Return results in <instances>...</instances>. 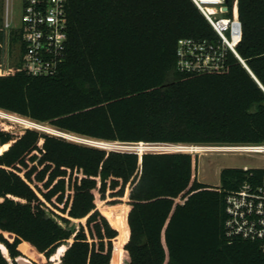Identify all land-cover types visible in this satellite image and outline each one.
Returning a JSON list of instances; mask_svg holds the SVG:
<instances>
[{
	"label": "trees",
	"instance_id": "1",
	"mask_svg": "<svg viewBox=\"0 0 264 264\" xmlns=\"http://www.w3.org/2000/svg\"><path fill=\"white\" fill-rule=\"evenodd\" d=\"M238 12V52L264 86V0H238ZM67 17L58 73L30 75L20 62L0 72V109L108 142H264V88L234 53L221 70H177L180 38L217 37L193 0H67ZM198 164L188 151L0 127V264H264V239L225 227L227 196L264 167H226L211 185Z\"/></svg>",
	"mask_w": 264,
	"mask_h": 264
},
{
	"label": "built area",
	"instance_id": "2",
	"mask_svg": "<svg viewBox=\"0 0 264 264\" xmlns=\"http://www.w3.org/2000/svg\"><path fill=\"white\" fill-rule=\"evenodd\" d=\"M193 1L210 22L217 37L216 39L180 38L176 50L177 70L181 72L221 70L226 67L231 52L245 63L237 49L242 39L238 0H233L232 4L230 1L226 3V0ZM12 4V0H0V17L3 18L4 30L3 51L8 43V54L10 53L12 35H18L20 63L26 73L34 76L58 73L65 59L69 39L67 0H21L20 24L16 27H12L10 23ZM79 139L84 143L106 148L110 146L118 147L120 150L135 148L140 153L149 148L145 142L138 144L108 142L81 138V136ZM155 145L157 144L151 145L153 146L151 148L154 149ZM163 145L190 151L197 147L196 145ZM226 147L264 157V142ZM244 168L249 167L244 166ZM227 212L225 227L229 237L264 239V174L259 179L254 177L252 181L244 182L237 191L227 196Z\"/></svg>",
	"mask_w": 264,
	"mask_h": 264
},
{
	"label": "rangeland",
	"instance_id": "3",
	"mask_svg": "<svg viewBox=\"0 0 264 264\" xmlns=\"http://www.w3.org/2000/svg\"><path fill=\"white\" fill-rule=\"evenodd\" d=\"M12 11H11V26L16 27L20 24V18H21V10H22V5H21V0H12ZM12 49H10V53L8 54V43H6V48L5 51H3V45H4V39H0V72H8L10 70L16 69V66L18 62H20L21 59V52H20V47L18 45V41L16 40L15 36H13L12 40ZM9 55V56H8ZM10 68V69H8ZM3 112L2 109H0ZM2 112H0V127L10 130V131H16L20 132L26 127H31V128H37V129H43L46 131H52L51 128L56 129L49 125L48 123H40L34 120H31L32 125H26V124H21L15 121H11L1 115ZM11 113V112H7ZM15 114V113H11ZM18 116V114H15ZM19 117H23L20 116ZM26 118V117H23ZM27 119V118H26ZM29 119V118H28ZM17 120V119H16ZM37 123V124H36ZM40 124V125H39ZM40 126V127H39ZM58 133V132H55ZM68 133V138L73 139L75 141L83 142L80 141L78 135L76 134H71ZM63 134V133H62ZM65 135V134H64ZM71 135V136H69ZM78 138H76V137ZM82 138V137H81ZM202 146V145H199ZM114 148V149H120L115 146H110L108 148ZM203 147H219V146H203ZM220 147H226V146H220ZM134 150H136L134 148ZM156 151H176L178 150L177 148L169 147L167 145L163 144H157L154 146V149ZM183 151H188L192 153H198L199 156V164H198V179L202 182L209 183L211 185H220L221 184V170L226 168V167H264V157L260 154L256 153H250L248 151H242V150H235L233 148H222V149H202L200 151H190L187 149H182ZM129 205L126 200L120 203L116 204H110L107 203L106 201H103L99 203V208L104 209L107 206L111 205H121L126 207ZM114 216V215H113ZM115 218V216H114ZM58 222L66 228H71L77 231L79 228V221L76 219L71 220L70 223H65L63 222L60 218H57ZM111 222V218H109ZM112 223V222H111ZM59 259L53 258L49 264H58Z\"/></svg>",
	"mask_w": 264,
	"mask_h": 264
},
{
	"label": "bare ground",
	"instance_id": "4",
	"mask_svg": "<svg viewBox=\"0 0 264 264\" xmlns=\"http://www.w3.org/2000/svg\"><path fill=\"white\" fill-rule=\"evenodd\" d=\"M0 112H2L1 113V115L3 116V117H7V118H9V119H13V120H15V121H18V122H20V123H22V124H26V125H29V124H31L32 125V123H34V122H32L30 119H26V118H23V117H19V115L17 116V115H15V114H11V113H7V112H3V111H1L0 110ZM17 119V120H16ZM37 124V123H36ZM40 125V124H39ZM40 127V126H39ZM52 129V131H55V132H58V133H63V134H65V135H68V133L66 132V131H62V130H59V129H53V128H51ZM197 147L195 148V149H193V150H195V151H200V150H202V149H222V148H231V147H203V146H199V145H196Z\"/></svg>",
	"mask_w": 264,
	"mask_h": 264
},
{
	"label": "water",
	"instance_id": "5",
	"mask_svg": "<svg viewBox=\"0 0 264 264\" xmlns=\"http://www.w3.org/2000/svg\"><path fill=\"white\" fill-rule=\"evenodd\" d=\"M229 1H230V0H226V3H228ZM244 65L247 67V69L250 71V73L253 75V77L259 82V84L263 87V85H262V83L260 82V80H259V79L257 78V76L252 72V70L248 67V65H247L246 63H244ZM41 130H43V129H41ZM44 131H46V130H44ZM47 132H50V133H53V134H55V135H59V136H63V137L68 138L67 135H64V134H62V133H55V132H51V131H47ZM145 143H146L147 147H149L148 150H152L151 147H153V146H151V145H153V144L148 143V142H145ZM104 148H106V147H104ZM176 151H183V150H176ZM141 153H143V152H141Z\"/></svg>",
	"mask_w": 264,
	"mask_h": 264
}]
</instances>
